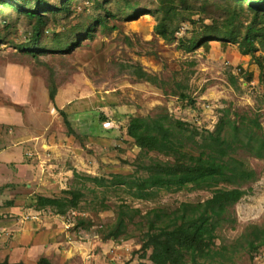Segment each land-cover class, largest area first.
<instances>
[{
  "label": "rangeland",
  "instance_id": "rangeland-1",
  "mask_svg": "<svg viewBox=\"0 0 264 264\" xmlns=\"http://www.w3.org/2000/svg\"><path fill=\"white\" fill-rule=\"evenodd\" d=\"M136 1L140 8L150 9L156 0ZM116 3L121 0H106L104 7L113 10ZM47 15L44 39L50 41L105 12L77 0L69 13ZM155 24L143 10L128 18L109 17L105 26L93 28L92 37L78 34L75 46L65 52L32 55L16 45L30 40L33 22L0 4V131L27 129L42 138L37 148L21 151L23 170L1 171L0 263L37 264L46 259L50 264H151V251L142 250V232L134 224L128 225L133 238L103 240L99 229L114 220L117 205L124 198L143 212L155 206L174 208L183 201H203L211 196L208 191L165 193L146 202L96 188L94 193L84 190L78 208L64 215L34 207L38 196L93 187L84 175L132 173L131 164L144 151L122 128L130 116L167 113L202 133L213 130L227 109L232 119L258 118L264 133V82L255 58L218 40L187 51L198 23L183 21L172 41L160 38ZM138 67L151 79L140 77ZM241 156L258 178L243 186L252 191L231 208L235 223L221 228L217 246L232 245L250 226L264 223V160ZM81 219L85 222L80 225ZM225 264H264V246L251 257L241 241Z\"/></svg>",
  "mask_w": 264,
  "mask_h": 264
},
{
  "label": "trees",
  "instance_id": "trees-1",
  "mask_svg": "<svg viewBox=\"0 0 264 264\" xmlns=\"http://www.w3.org/2000/svg\"><path fill=\"white\" fill-rule=\"evenodd\" d=\"M9 1L0 0V4L24 13L33 22L30 40L16 45L32 55L65 52L75 46L78 34L92 37L93 28L105 26L107 18H128L143 10L155 18L154 31L165 41L174 40L183 21L198 23L187 51L198 46L208 47L210 40L236 45L242 55L255 58L260 68V82H264V0H156L150 9L140 8L136 0H121L113 10L104 7L106 0H87L105 15L94 17L90 24L79 23L69 34H55L50 41L44 39L50 19L47 14L69 13L77 0ZM194 15L198 16L195 21ZM257 51L261 54L255 55ZM136 72L140 77L151 79L139 67ZM232 83L235 84L234 79ZM54 95L52 90L51 99ZM221 112L214 129L202 133L191 130L184 121L171 119L167 113L155 117L130 116L122 128L135 146L144 151L131 164L132 173L111 174L109 178L84 175L83 179L93 187H73L61 196H38L34 207L50 208L64 215L78 208L85 197L84 190L94 193L96 188H102L103 194L119 191L133 200L146 202H154L165 193L208 191L211 196L203 201H183L174 208L155 206L145 212L124 202L123 198L115 209L114 220L100 227L99 232L103 240L119 237L128 240L134 236L128 225L134 224L135 230L142 232V250L151 251L148 257L151 264H198L200 261L225 264L231 261L241 241L252 257L264 246V223L250 226L232 245L217 246L216 240L225 224L235 223L231 208L252 191L251 187L243 189V186L258 178L256 170L241 154L264 160V133L258 118L232 119L229 110ZM66 125L70 127L68 121ZM69 131L74 134L71 127ZM74 176L79 177L77 173ZM84 222L81 219L79 224ZM37 264L50 263L42 259Z\"/></svg>",
  "mask_w": 264,
  "mask_h": 264
},
{
  "label": "crops",
  "instance_id": "crops-1",
  "mask_svg": "<svg viewBox=\"0 0 264 264\" xmlns=\"http://www.w3.org/2000/svg\"><path fill=\"white\" fill-rule=\"evenodd\" d=\"M41 134L27 129H16L7 132L0 131V180L3 170L21 171L26 166L21 159V151L25 148H37L41 140ZM17 174V173H16Z\"/></svg>",
  "mask_w": 264,
  "mask_h": 264
}]
</instances>
